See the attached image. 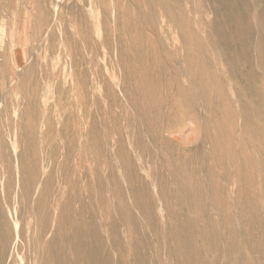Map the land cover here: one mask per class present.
Returning a JSON list of instances; mask_svg holds the SVG:
<instances>
[{"label": "rangeland", "instance_id": "1", "mask_svg": "<svg viewBox=\"0 0 264 264\" xmlns=\"http://www.w3.org/2000/svg\"><path fill=\"white\" fill-rule=\"evenodd\" d=\"M11 17L0 264H264V0H13Z\"/></svg>", "mask_w": 264, "mask_h": 264}, {"label": "crops", "instance_id": "2", "mask_svg": "<svg viewBox=\"0 0 264 264\" xmlns=\"http://www.w3.org/2000/svg\"><path fill=\"white\" fill-rule=\"evenodd\" d=\"M13 0H0V20H11Z\"/></svg>", "mask_w": 264, "mask_h": 264}, {"label": "bare ground", "instance_id": "3", "mask_svg": "<svg viewBox=\"0 0 264 264\" xmlns=\"http://www.w3.org/2000/svg\"><path fill=\"white\" fill-rule=\"evenodd\" d=\"M62 4V3H61ZM57 14V13H56ZM244 17V16H243ZM46 34V33H45ZM255 41V40H254ZM22 56V51H18L16 54H15V56H14V58H16L17 57V59L18 60H20V57ZM23 57V56H22ZM21 61V60H20ZM41 71V70H40ZM1 72V71H0ZM16 80V79H15ZM199 100V99H198ZM116 163V162H115ZM91 197V196H90ZM61 198V197H60ZM164 204V203H163ZM161 210V209H160ZM88 221V220H87ZM141 223V222H140ZM117 226H119V225H117ZM74 237V236H73ZM104 238V237H103ZM150 242V241H149ZM146 243V242H145ZM148 244V243H147ZM192 249V248H191ZM200 252V251H199ZM111 255V254H110ZM166 256V255H165ZM193 257V256H192ZM62 259V258H61ZM91 259H92V257H91ZM85 260V259H84ZM94 262V261H93ZM192 263V262H191Z\"/></svg>", "mask_w": 264, "mask_h": 264}]
</instances>
